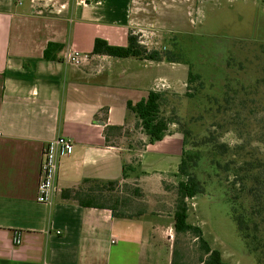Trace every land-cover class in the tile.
I'll return each mask as SVG.
<instances>
[{
    "label": "crops",
    "instance_id": "1",
    "mask_svg": "<svg viewBox=\"0 0 264 264\" xmlns=\"http://www.w3.org/2000/svg\"><path fill=\"white\" fill-rule=\"evenodd\" d=\"M130 3L0 0V264L173 262L174 220L154 212L170 175L178 174L184 138L172 128L150 143L127 104L170 88L180 63L93 53L97 37L128 44ZM49 42L63 45L59 60L44 58ZM72 50L81 53L80 63L64 60ZM108 125L124 132L108 141ZM59 135L75 147L60 161L51 201L42 203L44 145ZM134 160L138 172L124 178V164ZM86 179L139 186L144 215L115 217L109 208L84 207L64 195L88 187Z\"/></svg>",
    "mask_w": 264,
    "mask_h": 264
},
{
    "label": "rangeland",
    "instance_id": "2",
    "mask_svg": "<svg viewBox=\"0 0 264 264\" xmlns=\"http://www.w3.org/2000/svg\"><path fill=\"white\" fill-rule=\"evenodd\" d=\"M129 32L180 63L173 72L164 66L173 83L164 91L162 112L180 121L169 129L182 135L190 129L187 149L200 156L192 171L205 191L187 199L189 222L202 228L229 264H259L233 218V209L246 213L252 198L232 184V172L217 165L239 150L222 156L200 141L214 137L231 147L244 144L242 157H264V0H131ZM189 70L200 79L189 82ZM179 180V174L170 175L167 192L157 197L156 215L174 220ZM173 234L179 264H197L202 254L198 240L177 233L174 225Z\"/></svg>",
    "mask_w": 264,
    "mask_h": 264
},
{
    "label": "trees",
    "instance_id": "3",
    "mask_svg": "<svg viewBox=\"0 0 264 264\" xmlns=\"http://www.w3.org/2000/svg\"><path fill=\"white\" fill-rule=\"evenodd\" d=\"M63 49L60 43L49 42L44 50V58L46 60H59V52ZM93 53L106 54L115 57H136L153 61H169L178 62L169 52L161 49H149L142 44L138 35L133 32L128 34L127 45H113L106 39L97 37L95 39ZM200 79L198 73L189 70V82H195ZM164 101V92L151 90L146 99H143L136 104L128 102V109L133 111L138 118V126H140L149 137L150 143H155L162 140L171 123H178L172 117H166L162 112ZM122 126L106 127L107 140L112 132L121 134ZM184 149L182 160L178 167V174L181 176L177 185V200L176 209L174 212V227L177 233H190L199 242L202 249V254L199 257L197 264H229L222 255V252L217 248H212L209 241L205 238L202 228L189 222V206L187 199L194 198L199 193L205 191L203 183L197 178L192 168L196 167L199 154H192L187 149L188 140L190 137V129H183ZM201 145L211 146L218 150L220 155H227L233 150H239L238 153H232L233 158H230L224 165L217 162L221 168L232 172L233 185H238L240 192L247 191L252 203L250 209L245 213L238 212V209H233V218L236 222L238 232L244 240L247 249L250 253L258 256V263L264 264V157L247 158L242 157V149L244 144L231 147L226 142L216 141L214 137H204L200 141ZM198 143H194L196 146ZM238 156V158H237ZM241 162V163H240ZM139 165L124 164V178L130 174L138 172ZM250 185H248V183ZM85 183L90 184L86 188L79 190H66L64 195L69 198L73 196L80 205L84 207H100L109 208L115 217L121 218H138L144 215L145 208L143 199L145 194L139 186L123 184L125 189H120L119 180H95L86 179ZM73 193V194H72ZM135 205H141V208H135ZM172 264H178L177 252L174 250Z\"/></svg>",
    "mask_w": 264,
    "mask_h": 264
},
{
    "label": "built area",
    "instance_id": "4",
    "mask_svg": "<svg viewBox=\"0 0 264 264\" xmlns=\"http://www.w3.org/2000/svg\"><path fill=\"white\" fill-rule=\"evenodd\" d=\"M81 59L82 55L77 50L67 51L64 54V60L69 63L78 64ZM162 86H165V84H162ZM74 147L73 140L64 135H59L45 143L38 185L37 199L39 202L49 203L51 201L56 187L60 161L63 157L71 155ZM168 236L171 239L174 237L173 228L169 229ZM14 240L17 244L22 242L21 232L15 231Z\"/></svg>",
    "mask_w": 264,
    "mask_h": 264
}]
</instances>
